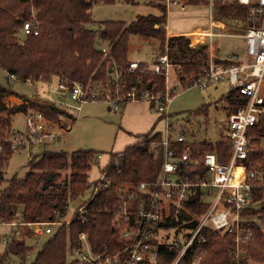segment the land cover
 Instances as JSON below:
<instances>
[{"label": "trees", "instance_id": "trees-1", "mask_svg": "<svg viewBox=\"0 0 264 264\" xmlns=\"http://www.w3.org/2000/svg\"><path fill=\"white\" fill-rule=\"evenodd\" d=\"M118 1L135 3V0H0V66L7 73L8 80L11 78L34 84L63 79L69 83L79 82L103 98H118L119 93L124 97L128 92L135 91L138 97L150 92L164 101V72L156 73L153 67L143 62L135 70L129 68V41L131 36L137 35L158 40L162 55L167 54L170 63L179 68V81L189 77L191 80L185 83L186 88L194 86L208 67V45L201 44L191 49L193 46L188 44L186 35L167 38L164 27L167 9L163 4L158 2L160 14L138 15L130 23L102 21L98 23V29L91 28L96 23L91 14L93 5ZM33 13L40 32L38 35L22 36L23 22L30 20ZM213 13L215 20L224 23L235 21L245 24L248 18V8L237 4L217 3ZM156 25L159 27L156 28ZM104 48H107V53L103 51ZM228 63L234 64L232 61ZM109 92L112 94L109 95ZM10 96L24 102L8 106L5 99ZM41 98L34 94L31 97L19 94L11 86L0 83V136L11 132L13 116L19 113L26 115L31 110L43 113L50 120L65 116L76 122L77 118L72 113ZM227 100L229 106L226 111L229 115L236 111L240 100L233 89ZM150 103L155 104V101ZM137 138L123 151L110 155L106 170L115 185L99 191L87 204V220L83 222L77 217L69 226L56 228L29 264H72L70 248L81 232L89 233L97 252L105 250V246L111 252L121 247L123 242L111 226L117 203L116 186H136L155 181L164 163L161 132L153 129ZM248 138L249 157L245 166L247 171H256L255 181L258 182V173L264 170V118L249 129ZM175 146L179 153L189 150L192 156L215 152L221 163H228L231 156V142L225 135L217 142L196 140ZM97 155L95 151L87 149L72 153L45 150L41 155L29 159L27 174L23 178L13 176L0 190V223L53 222L65 216L70 203L93 187L94 181H90L89 172L97 163ZM5 163L6 160L0 158V185L5 180ZM53 172H56L53 180L47 181ZM181 175L198 182L208 176V169L200 162L183 166ZM44 185H48L47 190L42 189ZM251 200L254 206L246 214L263 215L264 185L254 188ZM255 204L261 205L260 212L254 209ZM209 207L210 200L206 197L205 189L201 186L194 188L189 203L190 213L185 215L189 220L185 228L194 230L199 224V216ZM260 220L264 225V217ZM164 225L174 226V221L169 220ZM244 226L253 234L239 255L232 235H222L206 227L202 231L204 242L195 243L185 253L181 264H264L263 228L253 220L247 221ZM21 227L17 235H20ZM26 230V236L29 232L33 234L29 228ZM17 235L11 238L4 253L0 254V264H6L14 257L19 258L22 264H28L26 260L33 248ZM180 249L181 246L160 245L159 255L153 264H171Z\"/></svg>", "mask_w": 264, "mask_h": 264}, {"label": "built area", "instance_id": "built-area-1", "mask_svg": "<svg viewBox=\"0 0 264 264\" xmlns=\"http://www.w3.org/2000/svg\"><path fill=\"white\" fill-rule=\"evenodd\" d=\"M158 2L166 6L167 10L188 5H200L209 9V29L203 34L205 40L197 41L208 45L210 59L205 73L194 82V86L205 87L222 80L227 75L232 89L239 96V106L236 111L228 115L225 126L227 129L225 136L231 142L230 160L228 163H221L215 152H208L202 156H192L189 150L179 153L176 144H190L193 141H188L184 132L176 137L173 136L174 131L169 122L171 115L169 107L175 94H169V89L166 90L164 101L150 92L138 97L135 91L128 92L124 97L118 95V98L107 96L102 99L98 93L91 92L79 82L69 83L63 79L46 82L48 86L46 99L74 113V116L75 111L80 112L82 106L91 100H104L111 104L115 111H120L130 100H145L155 103L158 101L161 118L167 120L166 133L161 143L164 163L159 178L136 186L128 184L116 186L117 203L111 218V226L118 232L119 240L123 244L115 252H111L107 246L105 250L97 252L89 233L81 232L77 242L70 248L72 264H153L162 244L181 246L180 253L171 263L181 264V259L195 243L204 242L202 231L206 227L222 235H232L238 246V255L241 252L240 248L247 245L252 238V231L246 228L244 223L249 221L246 211L254 206L251 200L252 192L260 184L255 181L256 171L253 169L247 171L245 162L249 157L248 131L264 118V0H159ZM217 3L237 4L248 8V18L244 24L247 28L241 35L246 45V61L237 55L228 57V61L234 62L232 65L215 60L212 41L215 37L224 35L216 30L224 24L214 19L213 12ZM22 32L24 36L38 35L40 32L38 22L25 21ZM208 40L211 45L208 44ZM103 51L107 53L108 50L104 48ZM169 66V57L165 54L153 64V69L156 73L167 72L168 75ZM138 67L139 62L135 61L129 65L131 70ZM25 116V130L11 131L0 136V158L9 160L14 153L26 150L31 159L32 155L40 153L41 147L61 138V134L48 123L43 113L31 110ZM99 159H101L100 154L96 157L97 163ZM200 162L208 169V176L205 179L192 182L183 178L181 175L183 166ZM239 169L241 172H238ZM114 185V180L107 175V170L104 168L99 178L94 180L92 195L74 211L70 219L66 214L53 222L26 224L15 222L11 225L26 226L36 236H51L56 228L69 226L77 217L85 222L87 204L99 191L111 189ZM198 186L205 189L210 207L199 216L197 227L190 231L185 228L189 222L185 215L190 213L191 195L193 189ZM169 220L174 221V226L164 225ZM19 231L16 233L19 234Z\"/></svg>", "mask_w": 264, "mask_h": 264}, {"label": "rangeland", "instance_id": "rangeland-1", "mask_svg": "<svg viewBox=\"0 0 264 264\" xmlns=\"http://www.w3.org/2000/svg\"><path fill=\"white\" fill-rule=\"evenodd\" d=\"M151 13L160 14L158 0H151L150 2L147 0H135V3H127L124 1H118L113 4L96 3L91 9V14L96 23L92 24L91 28L98 29V23L102 21H124L130 23L134 21L138 15H148ZM166 14L167 21L164 27L166 30V26L168 25V30H166L167 38L172 37L169 36L168 33H181L194 29L207 28L209 9L205 6L188 5L185 7H173L167 10ZM28 21L37 23L34 13ZM156 26L159 27V25ZM246 28L247 26L241 22L231 21L224 23V27L220 32L229 35L217 36L212 41L215 48L216 61L227 64L229 60L228 57L231 55H238L243 61L247 60L244 40L240 36L230 35H240L244 33ZM21 35L23 36L22 29ZM186 36L189 38L188 44L191 43L193 46L191 49L201 45L195 39L196 37L192 35ZM159 44V41L156 39L149 40L137 35L131 36L128 51L129 60L139 63L143 62L153 67V64L157 62L159 57L163 54L161 53V49H159ZM208 44L211 45L210 40H208ZM209 50L210 49H208L210 59ZM178 70V67L170 63L167 70L168 75L167 72H165L166 90L169 89L168 92L171 95L175 94L169 107V112L171 113L169 122L172 124L174 131L173 136L176 137L178 134L184 132L188 141H220L222 135H227V129L225 127L228 120L226 108L229 106L227 96L232 89L228 76L226 75L222 80L210 83L205 87L196 85L186 88L185 83L191 79L187 77L179 81ZM9 79L10 80H8L7 73L0 66L1 84L11 86L16 92L25 96L34 94L40 98L42 97L41 99L46 98L43 93L46 87H48L44 84L46 82L33 84L11 80V78ZM110 92L108 93L109 95L112 94ZM119 95L121 96L120 93ZM101 98L104 99L103 97ZM111 98L113 97L111 96ZM5 102L8 106L21 104L18 98L13 97L5 99ZM151 105L152 103H148L145 100H130L123 121L122 114L124 107L120 111H115L112 109V105L104 100H91L85 103L80 112L75 111V117L77 118L76 122L65 116L50 120L44 115L54 130L61 134V138L41 147L39 149L40 153L32 155V158L41 155L45 150L66 151L68 153H72L78 149L93 150L96 154L101 155L99 162L96 163L89 172L90 181H94L99 178L101 171L104 168L106 169L112 153L121 152L127 146L135 143V132H127L125 127L133 130H144L146 129L145 122H150L153 117L156 116V121L158 120L156 129L165 135L167 120L165 118L160 119V103L157 101L155 107L152 109L150 107ZM148 108H150V110ZM25 121L26 116L23 113L13 116L11 131L25 130ZM28 170V152L23 150L14 153L9 160H6L3 166L5 180L0 185V190L6 186L7 180L11 179L13 176L23 178ZM258 178L260 179L257 183L264 185V170L258 173ZM91 195L92 188L88 189L77 198V200L71 202L67 218L70 219L74 211L87 202ZM254 209L260 212L262 207L260 204H255ZM262 214L263 215L249 214L247 219L255 221L264 230V225L260 220L261 217H264V213ZM27 228L26 226H22L20 235H17L16 231L20 230L17 225L0 223V254L4 253L7 243L11 241V238L17 235L19 239L24 238L27 245L33 248V251L27 257L26 263L29 264L34 261L36 253L43 247L49 236H36L30 233L29 230L28 232L31 236H26ZM245 246H242L240 250H244ZM6 264L22 263L19 258L14 257Z\"/></svg>", "mask_w": 264, "mask_h": 264}, {"label": "crops", "instance_id": "crops-1", "mask_svg": "<svg viewBox=\"0 0 264 264\" xmlns=\"http://www.w3.org/2000/svg\"><path fill=\"white\" fill-rule=\"evenodd\" d=\"M151 14H153V13H151ZM223 27H224V24H221ZM220 27V28H217L216 30L218 31V32H220V30L221 29H223V27ZM209 29V18H208V21H207V28L206 29H194V30H192V31H188V32H181V33H168V35L169 36H178V35H198V34H201L200 36H198V37H196L195 39L196 40H200V41H204L205 39H204V37H203V34L207 31ZM243 34V33H242ZM242 34H240V35H237V34H230V35H232V36H240L243 40H244V38L241 36ZM224 35H229V34H225L224 33ZM244 42H245V40H244ZM246 46V45H245ZM238 56V55H237ZM131 62H133V61H131ZM223 63V62H222ZM40 84V83H39ZM43 84V83H42ZM45 85H47L46 83H44ZM44 93V96L46 97L47 95H46V93H47V87H46V90H45V92H43ZM31 96H33V95H28V97H31ZM17 98V97H15V96H10V97H8V99L9 98ZM18 100H20L21 101V104L24 102V100L23 99H20V98H18ZM148 103H150V102H148ZM19 105V104H18ZM129 105V102H127L126 104H124L123 105V109H124V111H123V114H122V121H123V119H124V116H125V111H126V109H127V106ZM149 107V106H148ZM151 107V109L153 108V107H155V104H153L152 103V105L150 106ZM149 110H150V108H148ZM158 115V114H157ZM160 119H162L161 117H160ZM155 122V123H154ZM157 122H158V120L156 121V116L155 117H153V119L150 121V122H148V121H146L145 122V127H146V129H144V130H133V129H130V128H127V127H125V130L127 131V132H132V131H134V132H132V133H134L135 134V138H136V140H135V142L138 140V138H137V136H139V135H142V134H145V133H148V132H150V131H152L153 129H154V131L155 132H159V131H157V129H156V126H157ZM147 123V124H146ZM144 127V128H145ZM134 144V143H133Z\"/></svg>", "mask_w": 264, "mask_h": 264}, {"label": "water", "instance_id": "water-1", "mask_svg": "<svg viewBox=\"0 0 264 264\" xmlns=\"http://www.w3.org/2000/svg\"><path fill=\"white\" fill-rule=\"evenodd\" d=\"M156 27H158V26H156ZM111 71H112V70H111ZM85 98H86V97H85ZM70 129H71V128H70ZM55 174H56V172H53L50 176H48V177H47V181H51V180H53ZM47 188H48V185H44V186L42 187L43 190H47ZM244 254H246V253H244Z\"/></svg>", "mask_w": 264, "mask_h": 264}, {"label": "bare ground", "instance_id": "bare-ground-1", "mask_svg": "<svg viewBox=\"0 0 264 264\" xmlns=\"http://www.w3.org/2000/svg\"><path fill=\"white\" fill-rule=\"evenodd\" d=\"M238 172H241V170L239 169V171Z\"/></svg>", "mask_w": 264, "mask_h": 264}]
</instances>
